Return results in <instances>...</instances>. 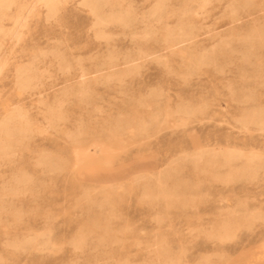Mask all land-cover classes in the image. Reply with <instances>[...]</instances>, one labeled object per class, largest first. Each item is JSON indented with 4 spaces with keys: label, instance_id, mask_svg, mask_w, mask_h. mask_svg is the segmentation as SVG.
Listing matches in <instances>:
<instances>
[{
    "label": "rangeland",
    "instance_id": "rangeland-1",
    "mask_svg": "<svg viewBox=\"0 0 264 264\" xmlns=\"http://www.w3.org/2000/svg\"><path fill=\"white\" fill-rule=\"evenodd\" d=\"M92 1L0 0V264H264V0Z\"/></svg>",
    "mask_w": 264,
    "mask_h": 264
},
{
    "label": "bare ground",
    "instance_id": "bare-ground-1",
    "mask_svg": "<svg viewBox=\"0 0 264 264\" xmlns=\"http://www.w3.org/2000/svg\"><path fill=\"white\" fill-rule=\"evenodd\" d=\"M9 1V0H8ZM58 0H45V3L46 5L48 6H52L54 5ZM91 2H94L91 0ZM98 2V1H97ZM90 3V2H89ZM93 4V3H92ZM102 4V3H101ZM90 5V4H89ZM96 6V5H95ZM93 8V6L91 7ZM94 12V11H93ZM22 19H23V15L22 14H19L17 17H16V23L20 24L22 22ZM102 22V20H101ZM228 52V51H227ZM117 130V129H116ZM110 185V184H109Z\"/></svg>",
    "mask_w": 264,
    "mask_h": 264
}]
</instances>
